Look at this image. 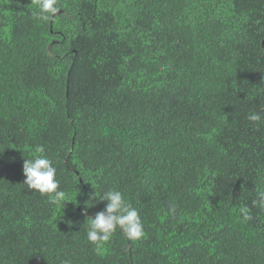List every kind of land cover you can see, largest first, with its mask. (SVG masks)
Wrapping results in <instances>:
<instances>
[{"label": "trees", "instance_id": "trees-1", "mask_svg": "<svg viewBox=\"0 0 264 264\" xmlns=\"http://www.w3.org/2000/svg\"><path fill=\"white\" fill-rule=\"evenodd\" d=\"M57 6L0 0V264H264V0ZM38 144L63 209L23 184ZM112 189L145 234L97 252Z\"/></svg>", "mask_w": 264, "mask_h": 264}, {"label": "clouds", "instance_id": "clouds-1", "mask_svg": "<svg viewBox=\"0 0 264 264\" xmlns=\"http://www.w3.org/2000/svg\"><path fill=\"white\" fill-rule=\"evenodd\" d=\"M35 5L33 17L38 21L48 22L61 10L57 6V0H32ZM264 43V42H263ZM247 120L259 128L262 116L253 111L248 114ZM23 174L26 177L23 184L30 191L38 192L41 196H47L48 202L57 209H63V205L71 201L68 194L60 189V181L57 179V169L51 159L45 155L43 145L28 148V158L23 161ZM99 201H107L103 210L95 213V216H86V239L95 245L97 252H101L117 228L122 230L124 236L136 241L144 236V225L138 210L125 201L124 195L119 190H108L102 194L94 193V198L87 206ZM253 207L264 210V190L257 193V198L252 201ZM174 211V209H173ZM239 211L244 217H249V208L243 206Z\"/></svg>", "mask_w": 264, "mask_h": 264}]
</instances>
